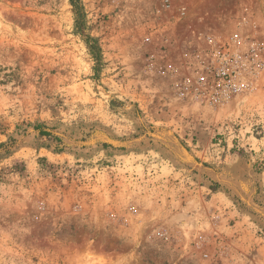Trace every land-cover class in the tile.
Returning a JSON list of instances; mask_svg holds the SVG:
<instances>
[{"label": "rangeland", "instance_id": "374dc122", "mask_svg": "<svg viewBox=\"0 0 264 264\" xmlns=\"http://www.w3.org/2000/svg\"><path fill=\"white\" fill-rule=\"evenodd\" d=\"M0 143V264H264V0H0Z\"/></svg>", "mask_w": 264, "mask_h": 264}, {"label": "built area", "instance_id": "2783aa9c", "mask_svg": "<svg viewBox=\"0 0 264 264\" xmlns=\"http://www.w3.org/2000/svg\"><path fill=\"white\" fill-rule=\"evenodd\" d=\"M229 54V52L223 53V57L220 61L221 65L213 73L214 78H218L225 83V85L223 83L224 88L222 90V93L224 92V95L232 94V92H236L238 90V88L234 84L235 76L232 75L234 73L233 65L230 66L227 61L226 56H229Z\"/></svg>", "mask_w": 264, "mask_h": 264}, {"label": "trees", "instance_id": "16d2710c", "mask_svg": "<svg viewBox=\"0 0 264 264\" xmlns=\"http://www.w3.org/2000/svg\"><path fill=\"white\" fill-rule=\"evenodd\" d=\"M3 146V144L2 143H0V148Z\"/></svg>", "mask_w": 264, "mask_h": 264}]
</instances>
